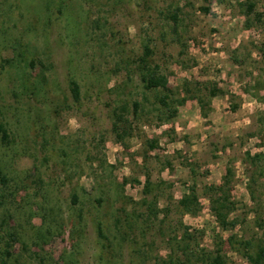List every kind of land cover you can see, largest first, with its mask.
<instances>
[{
	"label": "rangeland",
	"instance_id": "rangeland-1",
	"mask_svg": "<svg viewBox=\"0 0 264 264\" xmlns=\"http://www.w3.org/2000/svg\"><path fill=\"white\" fill-rule=\"evenodd\" d=\"M246 1L0 0V264H155L185 256L174 239L187 228L192 249L250 264L264 240V158L252 161L264 154V0H249V19ZM145 46L205 108L190 100L169 120L141 82ZM229 171L238 223L225 231L209 187ZM193 185L195 216L179 207Z\"/></svg>",
	"mask_w": 264,
	"mask_h": 264
},
{
	"label": "trees",
	"instance_id": "trees-1",
	"mask_svg": "<svg viewBox=\"0 0 264 264\" xmlns=\"http://www.w3.org/2000/svg\"><path fill=\"white\" fill-rule=\"evenodd\" d=\"M242 6L246 8L247 13H245V15L249 19L255 11V4L247 0L245 3H242ZM201 10L205 14L210 13V9L208 8H202ZM171 19L177 27L179 22L178 16L176 14H173ZM250 27L251 25L248 24V28ZM175 32H177V29ZM261 51L263 52V50ZM153 55V50L149 46H145L144 55L139 59L140 78L147 91H154L159 93L157 96V101L160 104L161 108L169 112V120L176 117L178 108L185 106L190 100L198 101L202 108H205V101L199 95L193 92V90L191 89L192 84L190 85L189 82L184 85L185 95L175 93V91L170 86L168 77L163 74L161 67L152 62ZM196 84L198 85V83ZM70 87L73 97L76 101H78L81 94L79 84L76 81L72 80L70 82ZM220 94H223V91H221V89H219L218 87L209 89V95L211 98H215ZM234 108L235 110H237L238 107ZM140 109V104L135 103V114H138ZM125 110L126 109L118 110L114 115V130L116 133H118L117 135H119L120 138L123 137V135L119 134V132L121 131L120 125L128 122L124 115ZM0 134H2V138L4 141L8 140V131L2 124H0ZM156 146L157 142L155 141H153L150 145L151 149H155ZM247 156L251 157L250 153H247ZM263 158L264 154H256L252 157V161L254 162V165H258L262 163ZM229 177H231L230 171L225 178V181L221 185H212L209 187L210 191L213 192V214L216 217L218 224L225 231L233 229L238 223L237 219L231 220V215L237 210V203L232 198V188L230 185ZM74 202H76V197L74 198ZM179 207L181 208L183 213L190 214L192 216L197 215L198 211L200 210V203L196 185L190 187V194L184 195V197L179 201ZM155 208H157V205ZM149 209L154 218H158L159 212L157 211V209H153L152 206H149ZM98 230L100 237L104 238V232L101 224L98 225ZM193 238V234L189 233V229L187 228L181 239H174L177 243L178 250L183 251L185 256L182 257L181 255H177L175 251H172L166 258H158L155 264H228L225 257L219 251H208L207 249L201 248L198 244L192 249L190 242L193 240ZM234 241V238L230 237L228 242L233 245ZM245 246H247L248 249L252 250L254 247L251 242H247ZM7 254L10 255L9 252H7ZM248 259L250 264H264V240L258 242L254 253L248 251ZM1 263L7 264L4 259L1 260Z\"/></svg>",
	"mask_w": 264,
	"mask_h": 264
}]
</instances>
